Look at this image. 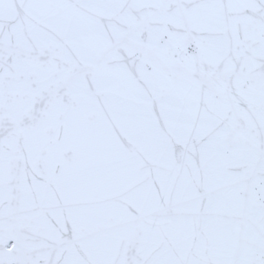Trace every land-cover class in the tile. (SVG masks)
Listing matches in <instances>:
<instances>
[{
	"label": "snow or ice",
	"instance_id": "snow-or-ice-1",
	"mask_svg": "<svg viewBox=\"0 0 264 264\" xmlns=\"http://www.w3.org/2000/svg\"><path fill=\"white\" fill-rule=\"evenodd\" d=\"M0 264H264V0H0Z\"/></svg>",
	"mask_w": 264,
	"mask_h": 264
}]
</instances>
